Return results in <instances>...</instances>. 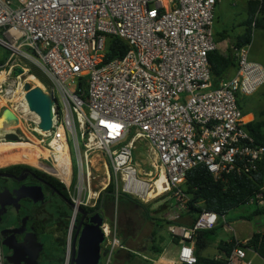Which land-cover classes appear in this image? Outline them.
Masks as SVG:
<instances>
[{
	"label": "built area",
	"instance_id": "1",
	"mask_svg": "<svg viewBox=\"0 0 264 264\" xmlns=\"http://www.w3.org/2000/svg\"><path fill=\"white\" fill-rule=\"evenodd\" d=\"M216 2L0 0V45L8 52L0 64V98L20 124L34 125L35 139L48 152L45 160H37L40 169L64 186L75 208L96 205L112 179L110 171L116 200L119 193L145 203L168 194L175 202L174 217L186 210L181 185L192 168L202 165L216 180L258 170L264 146L254 144L246 130L237 97L264 84V68L248 59L245 45L237 50L235 74L214 86L208 54L216 49ZM114 37L127 48L104 61L106 41ZM28 63L45 76L49 85L43 89L56 99L49 131L38 128L39 117L25 100L22 78L30 73ZM16 68L21 73L15 75ZM140 139L155 153L166 182L153 196L133 158ZM97 153L107 156L110 169L104 163L107 178L101 190L92 192ZM247 204L264 205V186ZM218 221L216 212L202 209L191 225L167 224L170 236L178 239L179 263H196L197 233ZM102 230L100 264H111L113 252L123 246L115 228L104 223ZM238 243L225 256L226 264H252ZM0 264H6L1 241Z\"/></svg>",
	"mask_w": 264,
	"mask_h": 264
},
{
	"label": "rangeland",
	"instance_id": "2",
	"mask_svg": "<svg viewBox=\"0 0 264 264\" xmlns=\"http://www.w3.org/2000/svg\"><path fill=\"white\" fill-rule=\"evenodd\" d=\"M235 7H231L230 4L224 2L222 9H221V15L218 22L214 23V40L215 42L220 39V36H217L215 33H226L228 36L227 40H232L236 36L240 35L244 32V26L241 25V21L246 19V13L245 11H234ZM257 14V11L255 15L252 17L255 18ZM258 17V16H257ZM251 27V49L248 50V59H261V57L264 56V31L261 29L254 28L253 25ZM8 56V52L5 48H3L0 45V64L4 62V59ZM251 58V59H250ZM27 63V62H26ZM26 66V65H25ZM29 68V74L25 75L22 79L24 80L25 84L30 83V76L36 75L40 79H42L44 82H46L45 76L33 65L27 64ZM33 73V74H32ZM35 76V79L37 81L36 86H39L42 90L43 87L46 89L45 85L41 83L38 77ZM33 87V86H31ZM256 92V91H255ZM254 94V93H253ZM249 95H238L237 97V104L241 108L244 107L245 102L250 100V102H258L264 99V84L258 87L257 92L255 95H250L252 97H248ZM0 115L1 111L4 107H6L4 104V100L0 98ZM259 103V102H258ZM0 144H2L5 136H7V133L2 128H5V125L0 122ZM22 129L27 133H25V140H20L19 142L15 144H8L5 148V150L0 151V154H6L9 152L15 151L19 146L23 145H32L35 148L39 149L38 151V157L41 156L40 159H32L29 161H23L19 158L17 160H11V159H4L0 164V170L1 169H7L8 167H11L13 165H24L29 166L32 168H35L39 171H42L40 169V163L38 161L45 160V156L47 155V150H41L39 147L36 146V140L34 137V133L32 132V128H34V125L31 122H25L23 124H20ZM129 139V136L124 140L127 141ZM30 143V144H29ZM3 145V144H2ZM10 146H15L14 148H11ZM153 150L148 145L147 141L140 139L135 142V149L133 150V158L134 161L137 163L136 167L139 168V171L142 169L143 173H147V177L155 178L157 176V168L155 167L154 163V157L155 153L153 154ZM99 155L98 158H94L93 160V168H92V175L94 179L91 181V191L92 192H98L102 188V182L107 178V169L104 163H106L107 168L110 169L109 160L106 155L102 156V154L97 153ZM38 160V161H37ZM33 162H38L39 164H31ZM43 172V171H42ZM140 175V174H139ZM110 177L113 179L114 176L112 172L110 171ZM68 197L69 194L67 193ZM131 196V195H130ZM132 198L139 200L145 206H148L147 208L151 211H154L151 213V217L153 216L154 219H143L141 211L142 207L135 206L134 204L130 202H124L122 198H118V201L116 198H114L112 201H109L107 203V208L102 209L100 213L103 215L104 223L107 224L111 229L115 228L116 234L119 237V240L123 246V249L126 247L130 249L128 253L135 256L137 253H145V251L150 252L151 246L150 240L152 239V232H156V235L158 236H167V230H166V224H164L162 218H163V210L165 208L162 207L167 201L170 199L168 195L162 194L160 196H157L154 199H150L148 197L147 202H143L140 199H137L136 197L131 196ZM70 198V197H69ZM264 206V205H263ZM78 208H75L72 202L70 201V206L68 207V211L71 213L76 211L74 216V221L70 225L71 217L69 216V222L67 225V229L65 234L59 232V230H52L47 237H45V240L50 244L51 249L48 253L50 258V264H69L70 258H71V246H72V238L75 231V225L77 223V214ZM160 208V209H159ZM256 209V206L254 204H246L239 206L238 208L231 210L228 212L224 217L227 219L228 225L232 228V231H225L224 227H220L217 231V234L215 236L216 239H225L228 237V235L232 236V233H234L233 236L238 237L240 240L245 237H250L253 233H260L264 235V213L258 214L254 216H250L251 212ZM158 210V211H157ZM50 212L53 213L51 210ZM242 216H249V219L241 218ZM57 218V217H56ZM67 218V216H66ZM62 220V219H61ZM162 220V221H161ZM222 219L219 221V224H222ZM218 224V223H217ZM225 225V224H224ZM231 233V234H230ZM61 238L64 240L63 245H61V248L63 250L59 249V243H61ZM70 242V249H67V244ZM60 250V251H59ZM118 250V249H117ZM59 252V253H58ZM214 247L210 246L207 249L203 251V254L206 255L208 253H214ZM58 253V254H57ZM115 251L112 254V260L111 264L113 263ZM102 255H104V251L102 249ZM253 264H262L261 258L258 255H255L253 257Z\"/></svg>",
	"mask_w": 264,
	"mask_h": 264
},
{
	"label": "trees",
	"instance_id": "3",
	"mask_svg": "<svg viewBox=\"0 0 264 264\" xmlns=\"http://www.w3.org/2000/svg\"><path fill=\"white\" fill-rule=\"evenodd\" d=\"M250 2V1H249ZM253 5V12L256 10V17L250 19L249 28L247 31L240 36L239 42L236 44V48L239 49L248 43L251 40V25L254 28L261 29L264 31V0L261 3L250 2ZM258 16V17H257ZM127 45L124 41L119 38H108L106 41V51L104 61H108L110 59L120 57L124 54ZM235 57L232 55L223 56L219 54L216 49L211 51L208 54V62L210 65V70L213 75V84L217 86L219 81L226 77L227 72L231 67L235 66L237 68V63L234 62ZM31 73V72H30ZM33 74V73H32ZM36 76V75H35ZM38 77V76H36ZM39 78V77H38ZM42 84L48 86V80L44 82L39 78ZM246 130L249 132L250 136L253 139L254 144L264 146V121L261 122H250L245 126ZM14 148L15 146H10ZM24 165H13L8 167L7 169H22ZM32 168V167H30ZM40 175H44L49 178L56 186L63 189V192L67 195L64 186L54 177L41 172L35 168H32ZM264 161H261L258 166V170L256 172L250 174H242V175H229L226 180H216L213 176L208 172V170L202 166L198 165L191 170H189L186 174L185 181L181 185V189L183 193L186 195V210L181 212L179 215L190 218L189 223L186 225H191L198 213L202 210H209L216 212L219 215V221L221 220V216H225L231 210L238 208L239 206L246 205L251 198H254L257 193L261 191V187L264 186ZM168 195V194H167ZM115 198L114 184L111 179L109 185L101 192L100 197L95 206H80L82 211L86 214V220L89 216L96 212H100L103 208L106 209L107 203L112 201ZM122 198L124 202H130L135 206L142 207V217L143 219H154L151 217V213L154 211L149 210L139 200L132 198L130 195L125 193H119L117 197ZM169 200L160 208H166L168 205L170 207ZM159 208V209H160ZM158 211V210H157ZM264 206H256V209L253 210L250 216L263 214ZM67 218L64 223L63 234H65L67 225L69 222L68 217L70 216V211L65 212ZM82 217V214H77V223ZM241 218L249 219V216H242ZM163 222L170 224H184L183 221H179L176 217L170 216L169 218H162ZM161 220V221H162ZM215 225L212 229L201 230L197 233L195 238V256L196 263L195 264H226L225 256L220 259L203 256L201 251L206 249L212 241L215 240V236L222 224ZM227 222V219H226ZM76 223V224H77ZM229 224V223H228ZM156 232H152L153 239L156 237ZM158 236V235H157ZM159 239H163L162 236H158ZM174 241H178L177 238H174ZM236 239L231 238L228 241H221L218 244V250L223 251L225 255H228L233 247L236 245ZM64 240L61 238L60 245H63ZM244 249H252L255 251L261 258H264V235L260 233H253L247 240L244 242L238 243ZM155 251H159L157 248H154ZM63 250V248H61ZM125 256V254H124ZM127 256H132V254L127 253Z\"/></svg>",
	"mask_w": 264,
	"mask_h": 264
},
{
	"label": "flooded vegetation",
	"instance_id": "4",
	"mask_svg": "<svg viewBox=\"0 0 264 264\" xmlns=\"http://www.w3.org/2000/svg\"><path fill=\"white\" fill-rule=\"evenodd\" d=\"M69 206L63 189L34 169H1L0 241L5 263L29 264L36 253L37 264H50L51 246L45 237L54 229L63 233Z\"/></svg>",
	"mask_w": 264,
	"mask_h": 264
},
{
	"label": "crops",
	"instance_id": "5",
	"mask_svg": "<svg viewBox=\"0 0 264 264\" xmlns=\"http://www.w3.org/2000/svg\"><path fill=\"white\" fill-rule=\"evenodd\" d=\"M224 2L230 4L231 7H235L234 11L243 10L246 13V19L242 20L240 23L241 25H245L244 29H243L244 32L241 33L240 35L236 36L235 38H233L231 41L227 40L228 36L226 35V33H222V34L217 33V32L215 33L217 36H220V39H218V41L215 42L216 43V51L223 56H228V55L234 56L235 57L234 62L236 63L237 50L238 49L235 46L239 42L240 36H242L247 31V29L249 28V21L255 15L256 10L253 12V8H254L252 6L253 4L250 3L248 0H217L216 5H215V9H214V23L219 21L220 15L222 14L221 9H222ZM213 30H214V25H213ZM250 45H251V40L247 46L248 50L252 48ZM250 61L256 62L264 68V56L261 57V59L259 58V60L258 59H251ZM235 72H236V67L235 66L231 67L230 70L227 72L226 77L224 79L232 77L235 74ZM256 92H257V90H256ZM256 92H254V94L252 93L250 95L253 96V95H255ZM250 95L248 97H252ZM258 102L257 103L253 102V101L250 102V100L249 101L247 100L245 102L244 107L243 108L241 107V110L243 113V121H244L245 126H246V124H248L250 122L264 121V99L261 101H258ZM169 202H170V204H169L170 207L167 205L165 210L162 211L164 218H169L170 216H173L174 212H175L174 200L170 198ZM179 214L180 213L176 212V216H174V217H176L179 221H183V223H184L183 225H186L187 223H189L190 218L187 217V215L181 217ZM164 224H166V230H167V223L164 222ZM186 226H188V225H186ZM223 227L226 231L227 229H226L224 224H223ZM233 235L234 234H232V236L228 235V237L225 239H216L215 238V240L212 241V243H210V245L208 246V247L213 246L215 252L214 253H208V254L204 255L203 251L205 249H203L201 251V254L203 256L220 259L223 255L224 256H226V255L223 253V251L218 250L219 242L228 241L231 238H234L240 242H244L245 240H247L249 238V237H245V238H242L240 240L238 237L233 236ZM162 237H163V239H159L158 236L156 235V237L153 239V236H152V239L150 240V242H151V246L153 245L154 247H150V252L145 251V253H143V254L137 253V254H135V256H133V255L127 256V253L129 251H131L127 247L125 249H123V247L118 248V250L116 249L115 254H114V258H113V263L114 264H181L177 260V253H178V249H179L178 241H174V237H171L170 234L168 233V231H167V236H162ZM154 248H157L159 251H155ZM194 249H195V247H194ZM124 254H125V256H124ZM255 255H258V254L255 251H253L252 249L246 248L247 259H249L252 262V264H253V257Z\"/></svg>",
	"mask_w": 264,
	"mask_h": 264
},
{
	"label": "water",
	"instance_id": "6",
	"mask_svg": "<svg viewBox=\"0 0 264 264\" xmlns=\"http://www.w3.org/2000/svg\"><path fill=\"white\" fill-rule=\"evenodd\" d=\"M20 68H16L14 74L21 73ZM25 100L28 109L39 117L37 124L41 131H49L52 127L53 105L56 99L52 91H44L39 86L29 83L24 85ZM0 122L5 127L16 126L19 123L18 117L7 107L1 111ZM78 212L82 214L81 219L75 225V232L72 238L71 258L69 264H100L102 259V245L105 241V234L102 230L104 224L103 215L96 212L88 217L83 223L86 214L79 207ZM75 213H71L70 225L74 221ZM38 254H33L29 264H37Z\"/></svg>",
	"mask_w": 264,
	"mask_h": 264
},
{
	"label": "bare ground",
	"instance_id": "7",
	"mask_svg": "<svg viewBox=\"0 0 264 264\" xmlns=\"http://www.w3.org/2000/svg\"><path fill=\"white\" fill-rule=\"evenodd\" d=\"M30 83L31 86H35L37 81L33 76H30ZM3 80V74L0 73V81ZM2 102H0L1 104ZM1 126V125H0ZM3 130L6 131L7 136H5L2 144H0V151L5 150L6 146L8 144H15L17 142H19L20 140H25V131L22 129L20 122L16 125V126H12V127H5L2 128ZM25 132V133H24ZM27 134V133H26ZM36 140V139H34ZM37 141V140H36ZM30 144V143H29ZM36 146L39 147L41 150H45V146L43 145L42 142L37 141L36 142ZM38 151L39 149L35 148L34 146H32L31 144L28 146H19V148H17L15 151L13 152H9L6 154H0V164L4 159H11L13 160H17L18 158L20 160L23 161H29L32 159H36L38 158ZM154 163H155V167L157 168V176L155 178H150L147 177V173H143L142 169L139 171V176L140 178H142V180L145 181H149L151 183V191L149 192V195L153 196L155 194V191L160 192L165 186H166V182H165V178L163 176V174H161L158 163H157V159L154 157ZM31 164H39L38 162H33Z\"/></svg>",
	"mask_w": 264,
	"mask_h": 264
},
{
	"label": "clouds",
	"instance_id": "8",
	"mask_svg": "<svg viewBox=\"0 0 264 264\" xmlns=\"http://www.w3.org/2000/svg\"><path fill=\"white\" fill-rule=\"evenodd\" d=\"M102 249H103V245H102Z\"/></svg>",
	"mask_w": 264,
	"mask_h": 264
}]
</instances>
